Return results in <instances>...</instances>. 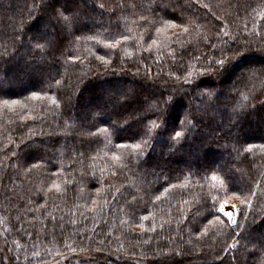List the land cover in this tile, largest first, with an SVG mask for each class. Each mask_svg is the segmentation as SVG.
<instances>
[{"label":"trees","instance_id":"obj_1","mask_svg":"<svg viewBox=\"0 0 264 264\" xmlns=\"http://www.w3.org/2000/svg\"><path fill=\"white\" fill-rule=\"evenodd\" d=\"M0 216L12 264H264V0H0Z\"/></svg>","mask_w":264,"mask_h":264},{"label":"rangeland","instance_id":"obj_2","mask_svg":"<svg viewBox=\"0 0 264 264\" xmlns=\"http://www.w3.org/2000/svg\"><path fill=\"white\" fill-rule=\"evenodd\" d=\"M6 225H7V223L5 222V219L0 216V243H1V246L3 247V250L7 252V254H5V257H6L7 261H8V264H12L10 262V259H9V256H10L9 253L13 252L14 250H13L12 246L9 245L5 233L1 232L2 226H3V228L6 229ZM7 231L8 230L6 229V232ZM35 260H37V262L35 264H64L63 263V259H60V258H57V257L54 258V259H51L49 256L48 257H46V256H44V257L38 256V258H36ZM74 262H76V261H74ZM74 262H72V263H74Z\"/></svg>","mask_w":264,"mask_h":264},{"label":"snow or ice","instance_id":"obj_3","mask_svg":"<svg viewBox=\"0 0 264 264\" xmlns=\"http://www.w3.org/2000/svg\"><path fill=\"white\" fill-rule=\"evenodd\" d=\"M37 47L39 48L40 45H37ZM223 63H224V61H217V64H219V65H221V66L223 65ZM176 136L179 137V136H180V133L177 132V133H176ZM137 147H139V145H137ZM213 179H215V177H213ZM219 210H220L221 212H224V214H225L226 216H228L229 218H231L232 213H231V212H228V211H225V206H224L223 204H221ZM233 223H235V221H233Z\"/></svg>","mask_w":264,"mask_h":264}]
</instances>
